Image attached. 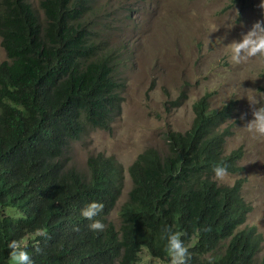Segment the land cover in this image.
I'll use <instances>...</instances> for the list:
<instances>
[{"label": "trees", "instance_id": "16d2710c", "mask_svg": "<svg viewBox=\"0 0 264 264\" xmlns=\"http://www.w3.org/2000/svg\"><path fill=\"white\" fill-rule=\"evenodd\" d=\"M93 2L40 0L36 10L30 0H0V264H12L13 239L26 241L34 264H139L144 252L168 263L165 225L183 233L187 264H258L262 236L240 230L252 210L246 180L222 186L213 173L217 164L228 175L244 170L242 148L226 154L236 100L212 109L206 94L193 105L192 129L166 135L165 156L150 148L137 157L119 228L110 215L124 166L104 154L89 156L87 171L73 162L71 145L111 130L123 103L114 52L88 18ZM93 200L104 205L98 233L80 215Z\"/></svg>", "mask_w": 264, "mask_h": 264}, {"label": "rangeland", "instance_id": "374dc122", "mask_svg": "<svg viewBox=\"0 0 264 264\" xmlns=\"http://www.w3.org/2000/svg\"><path fill=\"white\" fill-rule=\"evenodd\" d=\"M30 1L38 10L40 0ZM259 4L260 0H94L88 18L99 33L98 40L114 52L123 103L111 130L90 131L71 145L70 156L82 171H87L89 156L97 154L114 157L124 166L122 196L110 215L116 228L133 187L128 168L150 148L165 156L166 135L190 131L193 105L210 92L214 93V109L232 99L238 103L235 116L224 125L234 132L226 153L242 148L244 171L216 180L222 186H234L237 180L246 179L243 198L253 207L246 227H256L261 234L257 263L263 260L264 141L254 139L244 125L248 122L245 113L250 119L252 112L244 95L264 91V59L232 63L227 45L239 40L257 20L264 21ZM6 59L0 36V62ZM183 90L186 101L179 107L171 105ZM139 264L168 263L144 252Z\"/></svg>", "mask_w": 264, "mask_h": 264}, {"label": "clouds", "instance_id": "9594fccd", "mask_svg": "<svg viewBox=\"0 0 264 264\" xmlns=\"http://www.w3.org/2000/svg\"><path fill=\"white\" fill-rule=\"evenodd\" d=\"M259 7L262 10V15H264V0H260ZM232 25H234V24H232ZM232 25L230 26V28L232 27ZM227 45L229 46V59L232 63L239 64L241 62L249 60L250 58L264 59V21L257 20L256 22H254L251 25V27L249 28V30L246 33L241 35L239 40L233 39ZM263 76H264V74H263ZM182 94L186 95V91L183 90L181 92L180 96H182ZM206 94L212 95L211 100L214 97V93L207 92L203 96H205ZM244 96H247L248 100L250 101L251 108H252L250 119H248V116H249L248 113H245V115H244V118L248 121L244 125H245L247 131L251 134V136L254 139H256L258 141H264V91H249ZM202 97H200V98H202ZM211 100H210V104H211ZM232 100H234V99H232ZM185 101H186V96L184 97L182 103ZM224 107H222V108H224ZM237 107H238V105H237ZM222 108H220V109H222ZM212 109H214V108H212ZM236 111H237V108H236ZM236 111H235L233 117L235 116ZM192 113H193V111H192ZM193 116H194V114H193ZM232 118L230 119V121L232 120ZM228 127H230V126H228ZM230 128L232 130V127H230ZM187 132H189V131H187ZM232 132H233V130H232ZM175 133H177V132H175ZM233 135H234V132H233ZM232 136H230V137H232ZM228 139H227V141H228ZM231 153H229V154H231ZM244 156H245V154H244ZM243 159H244V157H243ZM239 165H240V163H239ZM243 171L240 172L239 174H242ZM213 173L218 180H223L228 175L227 174V168L223 164H217L216 166H214ZM232 175H238V174H232ZM241 179H244V178H241ZM245 184H246V182H245ZM230 187H232V186H230ZM103 207H104V205L102 202L93 200V201L86 203L80 209V215L83 218L90 221V223L88 224V227H89V229H91L95 233L102 232L105 228L104 222L101 219L97 218L101 214ZM252 212H253V207H252L251 212L247 216L246 223L240 228V230L247 228L246 227L247 220H248V218ZM251 228H255V227H251ZM257 231H258V229H257ZM182 235H183V233L181 231L173 230V228L169 225H165L163 227V229L161 230V238L166 240V252H167V256H168V264H187L188 249L185 246L184 241L181 239ZM7 248L10 249L9 257L12 261V264H34V261L32 260L29 252L26 250V245L22 244L20 241H17L14 239L8 241ZM261 248H262V245H261ZM258 255H257V257H258ZM257 257H256V260H257Z\"/></svg>", "mask_w": 264, "mask_h": 264}]
</instances>
